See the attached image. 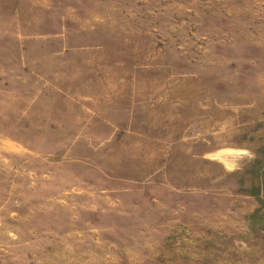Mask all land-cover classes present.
I'll return each instance as SVG.
<instances>
[{
  "label": "rangeland",
  "instance_id": "374dc122",
  "mask_svg": "<svg viewBox=\"0 0 264 264\" xmlns=\"http://www.w3.org/2000/svg\"><path fill=\"white\" fill-rule=\"evenodd\" d=\"M0 264H264V0H0Z\"/></svg>",
  "mask_w": 264,
  "mask_h": 264
},
{
  "label": "clouds",
  "instance_id": "9594fccd",
  "mask_svg": "<svg viewBox=\"0 0 264 264\" xmlns=\"http://www.w3.org/2000/svg\"><path fill=\"white\" fill-rule=\"evenodd\" d=\"M229 155L230 159L225 161L223 159V154H217V153H212L208 155V159L212 161H217L220 163H223L225 167L232 171L237 169L240 166V161L245 158H254V154L250 153L247 149L244 148H238V147H233L229 149Z\"/></svg>",
  "mask_w": 264,
  "mask_h": 264
}]
</instances>
